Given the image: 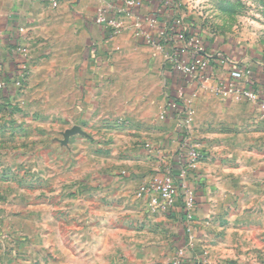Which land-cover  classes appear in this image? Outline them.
Listing matches in <instances>:
<instances>
[{
	"label": "crops",
	"instance_id": "crops-1",
	"mask_svg": "<svg viewBox=\"0 0 264 264\" xmlns=\"http://www.w3.org/2000/svg\"><path fill=\"white\" fill-rule=\"evenodd\" d=\"M141 1L140 7H128L133 17L123 15L125 29L110 36L104 26L94 22L95 14L99 7L108 13L125 9L123 0H0V80H9L15 72L16 45L24 47L27 60L37 54L41 44H55L58 51L50 58L58 65L47 69L38 66L28 77L25 90H33L40 78L53 72L62 104L77 112L81 103L84 117L99 109H106L107 117L114 114L117 100L124 111L128 106L126 85L135 83L141 90L138 106L143 109L136 120L144 124L145 101L152 93L159 94L160 79L162 87L165 83L175 85L173 93L182 90L193 109L190 144L202 155L186 178L195 190L196 204L191 247L186 249L184 259L221 264L227 259L228 249L239 247L238 241L246 242V247L252 245L242 237L256 239L261 230L264 237V111L249 101L221 98L210 89H201L196 79L172 71L164 62L165 52L147 45L136 32L143 30L159 40L158 32L172 18L173 9L169 7L157 17L167 1ZM148 17L158 19L156 27L148 26ZM75 28L80 29V36L74 34ZM79 37L89 44L81 54ZM216 46L228 54L226 47ZM229 53L234 60L251 66L252 87L262 88L264 58L252 53ZM67 59L71 62L66 64ZM225 71L218 68L217 76L225 77ZM162 98L158 112L165 104V92ZM3 99L8 100L2 98L0 104ZM26 106L25 101L20 103L21 108ZM26 118L22 112L19 117L0 118V125L14 132L28 124ZM160 122L150 131L151 137L161 140L156 149L150 153L138 150L140 158L125 160L120 169L59 162L53 170L56 174L38 179L42 168L39 156L34 160L23 152L16 162L1 164L0 172L7 175H0V219L8 236L0 246V264L169 261L188 236L181 202L176 201L164 212L152 211L145 197L133 194L154 174L166 169L179 172L181 136L175 130L176 122L169 118ZM145 157L154 158L149 161ZM117 170L126 174H118ZM31 173L36 177L28 183L27 175ZM52 181L54 187L47 193L44 189ZM68 187L72 189L71 209L52 206V196L69 199L65 197ZM84 188L85 194L79 196ZM67 219L70 228L63 226Z\"/></svg>",
	"mask_w": 264,
	"mask_h": 264
},
{
	"label": "rangeland",
	"instance_id": "rangeland-1",
	"mask_svg": "<svg viewBox=\"0 0 264 264\" xmlns=\"http://www.w3.org/2000/svg\"><path fill=\"white\" fill-rule=\"evenodd\" d=\"M173 4L177 6V11L173 10L172 18L180 15L186 24L193 25L196 32L203 35L209 49L220 50L216 46L217 43V45L226 47L228 54L237 51L243 55L252 53L256 55L255 57L264 58V0H173ZM79 30L78 28L73 29L74 34L80 36ZM79 38L78 52L81 54L83 50L89 47V44L85 40L86 38ZM56 46L57 48L55 44H41L36 50L37 54L27 59L29 71L27 79L38 66L47 69L58 65L50 58L53 57V52L58 51L59 46ZM65 61L66 64L71 62L68 59ZM54 77L53 72L49 73L48 76L38 80L40 84L35 86L33 90L26 92L24 87L22 90L12 92L10 97H7L8 100L3 99L4 101L0 104L2 106L0 118L19 117L23 112L28 118V124L21 125L19 130L14 132L8 130L7 126L1 127L0 125V165L16 162L20 158L19 154L24 152L34 160H37L39 156L42 168L39 176H37L38 179L42 176L56 174L53 170L59 162L66 165L78 162L83 166L86 164L93 165L95 169H101L103 165H108V167L111 165V167L120 169L118 167L125 160H138L140 158L137 153L138 150L143 149L150 153L159 145L161 140L151 137L150 131L155 129L156 124L161 121L158 119L157 112L161 103L163 104V93L167 91L173 93L172 91L176 90L175 85L172 87L169 83H165L162 87L163 83L160 79L159 94L152 93L151 98L145 101L147 107L143 114H145L144 118L147 123L143 124L136 120L142 115L143 109L138 106V103L142 102L141 90L135 83L126 85L125 94L128 106L124 111L122 108L119 109L117 100L115 107L112 108L114 114L107 117L104 113L106 109H96L98 111L93 109L92 111H96V114L84 117L85 108L84 105L81 107V103L77 112L76 108L62 104L60 99L62 93ZM110 91L118 94L113 88ZM2 98H6V95H1L0 99ZM22 101L27 104L24 108L20 107ZM73 126H79L85 134L75 133L65 139V131ZM175 130L181 134L177 127ZM188 140L191 142L190 138ZM151 158L146 159L150 161ZM119 173L124 175L126 171H118ZM57 174L59 173L57 172ZM158 174H154L149 180L141 182L134 189V196L142 198L137 195L140 187ZM0 175H7V172L1 171ZM27 177V182L30 183L34 182L32 179H35L36 176L31 173ZM60 179L66 180L62 176ZM53 183L55 182L52 181L50 185L44 187L47 193L53 189ZM70 188L66 189L68 192L66 191L65 197L69 198L67 199L68 202L65 199L52 196L49 200L50 204L58 207V209L64 206V210L69 211L72 195ZM85 189L80 190L78 195L85 194ZM0 222L4 229H7L2 219ZM95 222L98 223L97 220ZM63 226L70 228L71 221L69 219L63 221ZM260 228L262 227L260 226ZM255 238L242 237L241 239L251 241L252 245L246 247V242L238 241L237 244L240 248H234V251L228 249L226 252L227 259L221 264H264L262 230L260 235ZM1 245L4 246V243Z\"/></svg>",
	"mask_w": 264,
	"mask_h": 264
},
{
	"label": "built area",
	"instance_id": "built-area-1",
	"mask_svg": "<svg viewBox=\"0 0 264 264\" xmlns=\"http://www.w3.org/2000/svg\"><path fill=\"white\" fill-rule=\"evenodd\" d=\"M104 2V0H93ZM127 8L116 13H108L103 7H99L94 17V22L104 26L110 36L117 35L125 29L126 24L123 15L133 17L128 7H140L141 0H123ZM177 8V6H176ZM177 11V9H175ZM146 23L149 27H156L158 19L148 17ZM174 26L180 28L175 37L172 36ZM191 26L182 20L180 15L171 18L158 32L159 40L154 39L148 33L138 29L136 34L144 38L147 45L164 51V62L172 71L183 76L196 79L201 89H210L221 98H233L235 100L249 101L257 104L264 111V86L260 89L252 87V68L234 60L230 55L221 50H211L203 38L191 31ZM2 32L0 31V36ZM19 56L18 72L9 80H0V96L10 97L12 92L22 90L25 87L28 76V64L25 49L22 45H16ZM225 68V77L217 76V69ZM1 74V69H0ZM193 109L191 101L186 98L182 90L175 93L165 92V104L158 112V119H173L176 127L182 134L180 149L178 151L179 172L174 174L171 169H166L149 182L144 183L137 195L145 197L152 211L164 212L172 207L176 201L181 202L186 232V243L179 248L175 255L167 262L156 264H188L184 259L186 249L191 247L193 231L194 209L196 204L195 190L188 184L186 178L192 172L200 159L201 153L190 144L191 121ZM182 149H185V162L181 161ZM7 233L0 222V244L4 243ZM197 264H208L204 259L195 261Z\"/></svg>",
	"mask_w": 264,
	"mask_h": 264
},
{
	"label": "trees",
	"instance_id": "trees-1",
	"mask_svg": "<svg viewBox=\"0 0 264 264\" xmlns=\"http://www.w3.org/2000/svg\"><path fill=\"white\" fill-rule=\"evenodd\" d=\"M166 1H167V5H165V7H163L162 9H160L161 11H158L157 12V15H156L157 17L159 16L160 13L163 12V10H166L169 7H172L173 10L176 9V5H174L175 3L173 4V0H166ZM179 30H180V28L178 26H174V29H173V32H172V36L175 37L177 35V33L179 32ZM191 31L193 33H197L200 37H202L203 40H204V42L207 44V41L205 40V38L203 37V35H201L200 32H196V30L193 27V25L191 26ZM223 52H225V51H223ZM19 60L20 59H19L18 54H15L13 61H14V70L17 71V72L19 70V68H18V65H19V62H20ZM180 136H182V134H180ZM178 158H179V155H178ZM180 158H181V161L185 162V160H186L185 149H182V154H181ZM188 264H197V263L195 261H193V262H188Z\"/></svg>",
	"mask_w": 264,
	"mask_h": 264
},
{
	"label": "water",
	"instance_id": "water-1",
	"mask_svg": "<svg viewBox=\"0 0 264 264\" xmlns=\"http://www.w3.org/2000/svg\"><path fill=\"white\" fill-rule=\"evenodd\" d=\"M75 133H79L81 135H84V131H82V129L79 126H73L71 129H67L64 133V137L65 139L68 138L69 135L71 134H75Z\"/></svg>",
	"mask_w": 264,
	"mask_h": 264
}]
</instances>
